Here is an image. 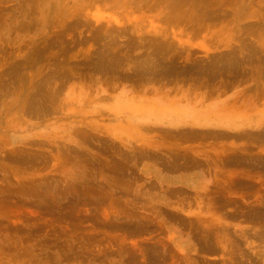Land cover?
Returning a JSON list of instances; mask_svg holds the SVG:
<instances>
[{
    "label": "rangeland",
    "instance_id": "obj_1",
    "mask_svg": "<svg viewBox=\"0 0 264 264\" xmlns=\"http://www.w3.org/2000/svg\"><path fill=\"white\" fill-rule=\"evenodd\" d=\"M0 264H264V0H0Z\"/></svg>",
    "mask_w": 264,
    "mask_h": 264
},
{
    "label": "crops",
    "instance_id": "obj_2",
    "mask_svg": "<svg viewBox=\"0 0 264 264\" xmlns=\"http://www.w3.org/2000/svg\"><path fill=\"white\" fill-rule=\"evenodd\" d=\"M222 110L224 109H220L217 105H214L207 111L198 113L199 115H191L189 121H185V123H192V125H196L194 123H197L198 127H212L229 131H238L247 127L245 120L239 118L235 119L231 115L225 114ZM204 112L206 114L203 115ZM184 120H187V117ZM203 174L201 170H195L191 172H180L173 178L176 183L185 184L187 187L194 190H201L207 185L208 181L206 177H203Z\"/></svg>",
    "mask_w": 264,
    "mask_h": 264
}]
</instances>
